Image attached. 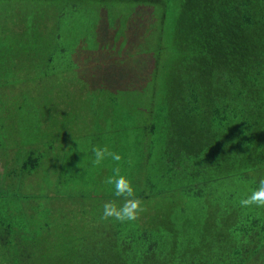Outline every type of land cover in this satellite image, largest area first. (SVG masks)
Here are the masks:
<instances>
[{"label":"trees","instance_id":"1","mask_svg":"<svg viewBox=\"0 0 264 264\" xmlns=\"http://www.w3.org/2000/svg\"><path fill=\"white\" fill-rule=\"evenodd\" d=\"M10 3L32 5L36 18L30 38L5 50L1 44L0 59L12 51L7 60L34 61L40 70L37 82L69 72H76L78 80L97 79L105 63L84 78L72 59L97 51L115 57L120 44H129L132 54L149 55L144 107L141 101L127 102L124 91L102 81L82 95L95 131L91 139L121 155V174L146 211L135 221L101 220L103 205H121L123 198L114 196L106 179H88L102 174L93 164L80 173L66 150L49 154L53 144L35 130L42 140L28 139L30 146L20 148L27 177L45 160L50 183L61 187L69 176L66 182L82 189L66 201L59 192L51 198L68 204L64 218L63 210L38 205L39 197L33 207L29 199L19 206L5 199L16 196L6 187L17 170H7L0 190V264H264V207L240 205L264 178V0H0V5ZM48 10L56 31L42 56L44 41L35 23ZM150 34L152 44L141 50ZM0 68L7 77L0 84L3 113L10 106L4 97H18L15 102L24 105L29 87L26 77L16 80L2 62ZM54 94L57 101L69 102L62 90ZM57 131L59 142L63 131ZM34 141L49 152L31 145ZM3 158L7 168L14 153L0 145ZM116 166L108 158L101 169L109 177ZM92 192L97 193L94 206L88 201ZM77 204L82 211H73ZM95 208L98 214L88 217ZM56 214L65 220L64 233L70 229L73 234L62 237L48 229ZM71 221L80 223L72 228Z\"/></svg>","mask_w":264,"mask_h":264},{"label":"rangeland","instance_id":"2","mask_svg":"<svg viewBox=\"0 0 264 264\" xmlns=\"http://www.w3.org/2000/svg\"><path fill=\"white\" fill-rule=\"evenodd\" d=\"M35 10L36 9L32 5H24V3L0 5V46L1 44H4V46H1L4 50L8 47L14 46L17 40L30 38L29 30L34 26L36 18L33 14ZM141 12L142 10H140L139 14ZM37 19L38 21L35 24H37L38 31L44 41L39 53L44 56L47 52V45L51 42L56 31L52 10L44 12L41 17L38 16ZM10 33L12 36L5 38L6 34L10 35ZM149 37L150 38H147L146 35L143 36V38H147L148 40L142 41L141 50H145L152 44L153 34H150ZM114 53L116 56L112 57L109 56V53L104 54V52L97 51L95 55L90 54L93 57L88 55L83 60H81L80 57V61L72 59V65H75L78 68L80 66L84 78H86L87 75L94 74V69L96 70L99 66L105 63V66L102 72L97 76V79L89 78L86 80H78L75 78L77 77L76 72H69L37 82L35 76L37 77L40 70L37 68L34 61L28 60L26 57H23L22 60L18 59L16 61L11 59L7 60V58H5L7 54H15L12 51L4 52V59H0L2 64L6 66L9 72H12L16 80L19 79L23 81L26 77L27 81L24 82L26 87H29V90L28 88L26 89L27 99L26 101H23L25 103L24 105H21L22 103L19 104L20 100L15 102V100L19 99L18 97H15L16 99H14V97L10 98L5 96L3 100L10 106L8 109H5L3 113H0V128L2 127L3 131H0V145H5V148H9L12 150V153H14V159L12 163H9L7 168L5 166L7 161L4 160V158L0 161V190L3 189L7 182V180H3L6 171L17 170L15 175L8 179L6 187V191H12L16 196L14 198L7 197L5 199H8L9 201L14 199V204L17 206L29 199L32 201L33 207L37 203V201H35L36 197H39L41 200L38 205L46 208H49L50 206L57 208L54 210L55 213L56 211L63 210L62 215L64 218H67L68 214L64 213V210L67 212L69 207L68 204L65 203L63 206L58 205L60 201L51 198L58 195L57 192H59L62 196H65L66 201L70 196L80 193L82 189L81 185L79 186L78 184L74 187L73 183L70 181L67 183L66 180L69 179V176L62 181L61 187H58L55 181L50 183V177L46 173H50L51 168L49 163H46L45 160L40 169L27 177L28 173L22 170L21 164L23 163L25 156L22 154L21 150L23 147L30 146L27 143L28 139L35 140V138L38 137L42 140V137L37 136L35 132V130H38L44 132L42 133L43 136H48L50 143L47 142L46 144H53V150L49 152L47 145H42L40 141H34L31 145L36 147L42 146V150L45 147L44 150H46V152H49V154L53 152L55 155H61L63 154V151L66 150L67 160L69 161L70 156L73 157L71 159L76 161V164L79 165L80 173H82L81 168L83 169L85 164H92L93 153L91 149L98 145L91 139V135L93 132L95 133V131H93L90 121H88L90 113L88 103L86 102L87 99L85 98L86 95H82L86 91L95 89L102 81L107 84V87L115 85L114 87L124 91L127 102L141 101L138 102V104L143 105V107L147 105V102L143 100V98H145L148 93L146 92L148 89L146 82L149 79V70L151 69V59L149 55H146L145 53L132 54V50L129 51V44L126 46L120 44L113 54ZM111 58H117L118 62L114 63V61H110L109 59ZM21 63L23 65H21ZM6 78L5 71L2 70L0 72V84H2ZM82 81L85 83V87H83L84 84ZM15 85L18 86L20 84ZM82 87L84 89L78 92ZM60 90L64 92V95L66 94L69 97L66 100L69 101L68 103H64L62 99L58 101L55 99V91ZM42 94H47V96H43L42 98L39 97L42 96ZM15 95H19V90L16 89ZM101 99H103V96H101ZM37 101H40V114H38V109L36 108ZM19 106H21L23 112L19 111ZM67 111L68 113H66ZM70 121H74V125L70 130H65L69 132L68 134V132H65L63 129L59 128V126ZM57 129H60V132L63 131V138L59 136V142ZM4 135L6 136L4 137ZM93 168L96 170L99 169L102 174L95 176L90 175L88 179L98 181L107 178V171L105 172L104 169L102 172L101 165L93 166ZM85 182L87 181L85 180ZM99 186L104 189L107 187V185L102 184ZM94 189H97V187ZM50 200H52V202ZM95 200H97V193L92 192L89 195L88 201L93 204ZM98 209H93L91 213L88 212V217L91 218L95 213L98 214ZM76 210L82 211L83 208L80 204H77L73 206V211L75 212ZM101 212H103V207L101 208ZM56 221H61L62 223L55 224ZM52 222L54 225H50L48 229L57 230L56 234H59L62 237H68L74 233L70 229L64 233L63 224H65V220H62V218L59 217L57 218V214L53 217ZM77 223L80 222L71 221L70 226L73 228L74 224ZM41 233H44V231ZM34 234L37 235L38 233L34 232ZM0 254H3L2 250H0Z\"/></svg>","mask_w":264,"mask_h":264},{"label":"clouds","instance_id":"3","mask_svg":"<svg viewBox=\"0 0 264 264\" xmlns=\"http://www.w3.org/2000/svg\"><path fill=\"white\" fill-rule=\"evenodd\" d=\"M93 153V166L101 165L106 159L111 158L117 162V166L112 169V175L107 177L105 183L112 186L115 197L123 198V203L118 205L115 201L106 202L103 205L101 220L113 218L121 223L135 221L139 218L140 213L146 211L143 201L135 195V189L131 181L123 174L119 162L122 160L121 155L109 150L108 146H94L91 149ZM79 166V165H78ZM241 207H264V178L258 182V186L247 198L241 199Z\"/></svg>","mask_w":264,"mask_h":264}]
</instances>
